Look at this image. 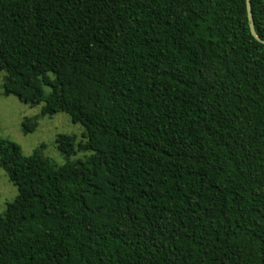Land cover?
I'll return each mask as SVG.
<instances>
[{"label": "trees", "instance_id": "1", "mask_svg": "<svg viewBox=\"0 0 264 264\" xmlns=\"http://www.w3.org/2000/svg\"><path fill=\"white\" fill-rule=\"evenodd\" d=\"M0 70L5 95L85 129L56 136L61 164L0 136L17 187L0 264H264V43L245 0H0Z\"/></svg>", "mask_w": 264, "mask_h": 264}, {"label": "rangeland", "instance_id": "2", "mask_svg": "<svg viewBox=\"0 0 264 264\" xmlns=\"http://www.w3.org/2000/svg\"><path fill=\"white\" fill-rule=\"evenodd\" d=\"M5 72L0 70V136L17 143L23 154L29 155L41 143L44 144L43 154L55 163L64 162V156L56 147L55 138L59 133L74 136L75 142L85 140V129L80 123L71 121L68 114L58 111L51 116L41 115L42 103L29 104L21 102L12 94L5 95L3 81ZM45 92L48 88L44 87ZM28 119L32 130L24 132L22 121ZM89 151L78 150L69 156V160L82 159ZM17 187L8 179L0 167V215H3L7 203L13 201Z\"/></svg>", "mask_w": 264, "mask_h": 264}, {"label": "water", "instance_id": "3", "mask_svg": "<svg viewBox=\"0 0 264 264\" xmlns=\"http://www.w3.org/2000/svg\"><path fill=\"white\" fill-rule=\"evenodd\" d=\"M245 4H246V12H247V16H248V20H249V28H250V32L251 34L258 39L260 42L264 43L263 39H260L257 34L256 31L254 29V24H253V19H252V12H251V5H250V0H245Z\"/></svg>", "mask_w": 264, "mask_h": 264}]
</instances>
